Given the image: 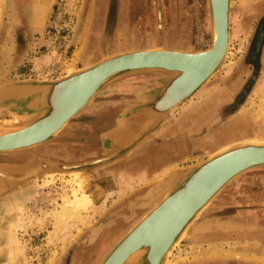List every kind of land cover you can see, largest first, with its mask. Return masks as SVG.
<instances>
[{"label": "rangeland", "instance_id": "obj_1", "mask_svg": "<svg viewBox=\"0 0 264 264\" xmlns=\"http://www.w3.org/2000/svg\"><path fill=\"white\" fill-rule=\"evenodd\" d=\"M213 38L209 0H0V86L29 79L54 80L105 55L152 45L204 50ZM156 77V73H142L109 84L69 122L62 131L65 136L33 149L0 154V163L8 158L9 163H24L46 157L76 164L102 157L101 134L110 128L106 122L134 106L135 95L152 88ZM205 86L115 164L74 171L79 173L76 180L82 181L81 187L71 183L70 172L50 173L56 176L43 174L2 193L0 263L7 260L6 236L20 204L25 210L18 238L25 253L14 264H98L154 205L156 201L148 208L141 206V200L165 173L185 170L227 141H264V0H231L228 58ZM182 116L200 134H185L182 128L179 134H167L175 129L172 122ZM21 124L7 111L0 112V125ZM133 166L137 171L132 175L113 177L115 168ZM76 190L89 201L80 218L70 216L66 232L71 237L64 244L54 232L55 213ZM241 207L245 212L264 208V167L251 169L228 184L187 230L167 263L194 264L200 257L230 249V242L209 239L211 227ZM261 211L256 215L264 222Z\"/></svg>", "mask_w": 264, "mask_h": 264}, {"label": "water", "instance_id": "obj_2", "mask_svg": "<svg viewBox=\"0 0 264 264\" xmlns=\"http://www.w3.org/2000/svg\"><path fill=\"white\" fill-rule=\"evenodd\" d=\"M209 7L214 38L207 49L153 46L124 50L54 80L29 79L1 85L0 112L7 111L24 122L0 125L3 154L40 147L65 136L62 131L69 122L109 84L127 76L157 74L154 86L137 93L135 105L121 111L113 126L101 134L102 157L76 164L46 157L0 163V195L43 174L115 164L163 127L228 58L230 0H209ZM257 167H264V141L244 140L185 170L168 172L141 200V206H151L156 201L154 205L113 243L98 264H167L184 234L220 192Z\"/></svg>", "mask_w": 264, "mask_h": 264}, {"label": "crops", "instance_id": "obj_3", "mask_svg": "<svg viewBox=\"0 0 264 264\" xmlns=\"http://www.w3.org/2000/svg\"><path fill=\"white\" fill-rule=\"evenodd\" d=\"M186 118L188 117L182 116L181 118L174 120L171 126L175 129L171 130L170 132L168 131L167 134H179L178 132L181 131L180 128L184 129L183 132L185 134H200L201 131L199 130L200 132H196V129L194 128L195 124L185 122ZM110 120L106 123L109 122V126L111 128L114 124L115 119ZM205 131L207 130H204V133ZM192 139H194V137H192ZM231 143V141H227L225 144L221 145L216 150H212V153L218 151V149L224 148V146L226 147ZM165 165H167V163ZM136 171L137 166L130 167L128 170L122 168H115L113 170V177L118 178L120 180L123 176L126 177L130 173L132 175V173ZM233 207L235 206H232V208ZM241 208L242 209L236 208L231 214H229V216L223 217L220 221L217 220L216 226L211 227L212 232L209 235V239H215V241L217 242H221V240L230 242L231 248L225 249L224 252L216 251L217 253H211L200 257V259H197L194 264H262L260 263V259L263 258L264 260V242H261V238H264V222H260L256 218L258 217L256 214L260 215L262 211L257 210L248 212V210H246L245 212V210H243L245 207ZM235 240L237 241V243L232 244V241ZM234 246H237L238 249H234Z\"/></svg>", "mask_w": 264, "mask_h": 264}, {"label": "bare ground", "instance_id": "obj_4", "mask_svg": "<svg viewBox=\"0 0 264 264\" xmlns=\"http://www.w3.org/2000/svg\"><path fill=\"white\" fill-rule=\"evenodd\" d=\"M231 2V0H230ZM89 19V18H88ZM229 29H230V16H229ZM87 30V29H86ZM82 37V36H81ZM82 40V38H81ZM229 43H230V30H229V35H228V48H227V53L229 51ZM153 47V45H152ZM79 52V51H78ZM206 87V86H205ZM198 93V92H197ZM195 95V94H194ZM193 95V96H194ZM91 103V102H90ZM212 106V105H211ZM176 113V112H175ZM237 119V118H236ZM232 128H234L232 126ZM233 132V131H232ZM237 136V135H236ZM232 138V137H230ZM226 139V138H225ZM224 139V140H225ZM228 139V138H227ZM232 140V139H231ZM223 143V142H222ZM221 146V145H220ZM225 147V146H224ZM33 149V148H32ZM222 149V148H221ZM220 150V149H219ZM158 155V154H156ZM35 158V157H34ZM9 159V158H8ZM7 159V163L8 162ZM2 162V161H1ZM5 163V162H4ZM14 163V162H13ZM17 163V162H16ZM166 172V171H164ZM168 173V172H167ZM165 173V174H167ZM78 172H70V174L68 175H72L74 176V179L71 180V183H78L79 186L81 187L82 185V181L79 180L80 182H78ZM164 174V175H165ZM244 174V173H243ZM49 176L54 177L56 175L54 174H50ZM65 174H60L61 178H64ZM160 177V176H159ZM156 179V178H155ZM1 181H0V186H1ZM83 187V186H82ZM10 192V191H9ZM8 192H6L7 194ZM73 197L71 198V201L69 203H66L61 207V210L57 211L55 213V216L57 218V222L55 225L54 232H56V235L58 236V238L64 243L66 244L69 241V238L71 237L70 233H67V229H68V224L70 225L69 219L70 216H74L75 218H80L81 217V212L84 209L85 203L89 201V197L85 194V193H80L76 191L72 192ZM15 196V195H13ZM14 198V197H13ZM28 199V198H27ZM29 200V199H28ZM216 200V199H215ZM213 204V203H212ZM148 208V207H147ZM25 208L23 206V204H20L17 208V220L14 222L10 223V227H9V233L6 236V255H7V260L0 263V264H14V262L16 261V259L18 258V256L22 255L25 253V249H24V244L22 245V241L19 240L18 238V232L21 228L24 227V218H23V212H24ZM134 210V209H133ZM135 211V210H134ZM136 212V211H135ZM119 220V219H118ZM138 221V220H136ZM2 222V221H1ZM0 239H1V235H0ZM1 250V248H0ZM2 251H0V254ZM138 250L135 252L137 253ZM170 253V249L168 250V252L166 253L165 257ZM164 257V258H165ZM27 258V257H26ZM127 261V260H126ZM125 261V262H126ZM124 262V263H125ZM168 264V263H167Z\"/></svg>", "mask_w": 264, "mask_h": 264}, {"label": "flooded vegetation", "instance_id": "obj_5", "mask_svg": "<svg viewBox=\"0 0 264 264\" xmlns=\"http://www.w3.org/2000/svg\"><path fill=\"white\" fill-rule=\"evenodd\" d=\"M100 25H101V24H100ZM106 114L111 115V113H110V114H109V113H106ZM108 115H107V116H108ZM13 161H16V160L13 159ZM262 209L264 210V208L259 207V211H261ZM252 210H253V211H257L258 209H252ZM256 218L258 219V221L260 220L259 217H256ZM110 235H111V234H109V236H110ZM109 236H108V237H109ZM104 241H105V240H104ZM104 241H102V242H104ZM101 244H102V243H101ZM101 244H100V245H101Z\"/></svg>", "mask_w": 264, "mask_h": 264}]
</instances>
